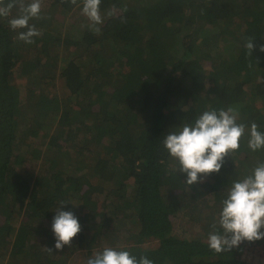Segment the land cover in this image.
Returning <instances> with one entry per match:
<instances>
[{
    "label": "trees",
    "instance_id": "obj_1",
    "mask_svg": "<svg viewBox=\"0 0 264 264\" xmlns=\"http://www.w3.org/2000/svg\"><path fill=\"white\" fill-rule=\"evenodd\" d=\"M82 6L42 0L30 44L9 26L18 2L0 17V264H66L83 246L153 264H253L241 248L263 238L219 253L207 240L232 182L264 161L248 147L253 122L264 132V0H101L99 33ZM228 108L245 125L239 149L188 186L165 136ZM61 201L81 231L57 250Z\"/></svg>",
    "mask_w": 264,
    "mask_h": 264
},
{
    "label": "clouds",
    "instance_id": "obj_2",
    "mask_svg": "<svg viewBox=\"0 0 264 264\" xmlns=\"http://www.w3.org/2000/svg\"><path fill=\"white\" fill-rule=\"evenodd\" d=\"M19 3V15L9 20L12 30L27 29L19 32L18 38L25 43H33L32 37L41 35L35 25L29 26L31 18H38L42 0H12L0 6V17H8L11 9ZM75 5L77 0H70ZM101 0H83L82 14L91 22L89 27L95 33L100 32L97 25L103 23L100 12ZM3 5V0H0ZM245 47L252 55L255 45L249 38ZM264 52V44L260 45ZM245 133V125L237 123L234 109L206 110L193 124H184L178 131L168 133L163 146L169 155L178 161V169L186 174L185 183L191 186L207 175L218 173L226 156L240 147V139ZM248 147L256 151L264 148V132L258 131L255 122L250 127ZM61 201L55 208L51 229L55 238V248L62 250L71 245L73 238L81 231L78 218L72 211L61 209ZM222 229V233L217 229ZM208 234V245L222 252L239 246L243 241H254L264 238V161L259 162L243 179L235 180L228 188L226 198L221 202L218 220L212 225ZM51 251V249H49ZM86 264H153L149 258L142 256L139 260L129 251L113 247H104L94 252Z\"/></svg>",
    "mask_w": 264,
    "mask_h": 264
},
{
    "label": "rangeland",
    "instance_id": "obj_3",
    "mask_svg": "<svg viewBox=\"0 0 264 264\" xmlns=\"http://www.w3.org/2000/svg\"><path fill=\"white\" fill-rule=\"evenodd\" d=\"M70 18H71V16H69V19ZM12 81L20 85V84H22L23 79L20 76H18L16 71H13ZM48 89H51L50 94H52L53 92H55L57 94L58 92H61V90H62V83L59 80H56V82L54 84H51ZM181 100L183 102L186 99L181 98ZM255 102H256V104L264 103V96H257ZM19 218H20V216L16 215L12 219V221L15 223L16 222L18 223ZM190 230L192 233H194V228L190 227ZM124 238H125V235H122L120 240L118 242L117 241H115V242H117V243H120V241L124 242L123 241ZM144 244L145 245L149 244L151 246L152 245L154 246V245H156V240H147L144 242ZM95 248H96V246L92 247L93 250L91 251V250H87L83 246L80 249L73 250L72 252L69 253V257L67 256L66 264H84L87 261V259L90 257V255L94 254ZM67 250H68V248H67ZM240 254L242 257L248 259L253 264H264V240H262L261 242L252 243V244H245L244 243V245L241 248ZM60 258H61V256H60Z\"/></svg>",
    "mask_w": 264,
    "mask_h": 264
}]
</instances>
